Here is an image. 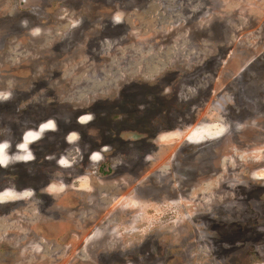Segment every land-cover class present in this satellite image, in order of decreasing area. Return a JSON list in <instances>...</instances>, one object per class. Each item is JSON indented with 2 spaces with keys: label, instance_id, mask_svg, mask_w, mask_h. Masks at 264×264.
Masks as SVG:
<instances>
[{
  "label": "rangeland",
  "instance_id": "obj_1",
  "mask_svg": "<svg viewBox=\"0 0 264 264\" xmlns=\"http://www.w3.org/2000/svg\"><path fill=\"white\" fill-rule=\"evenodd\" d=\"M0 264H264V0H0Z\"/></svg>",
  "mask_w": 264,
  "mask_h": 264
},
{
  "label": "bare ground",
  "instance_id": "obj_2",
  "mask_svg": "<svg viewBox=\"0 0 264 264\" xmlns=\"http://www.w3.org/2000/svg\"><path fill=\"white\" fill-rule=\"evenodd\" d=\"M49 127V126H48ZM24 146V145H23Z\"/></svg>",
  "mask_w": 264,
  "mask_h": 264
}]
</instances>
